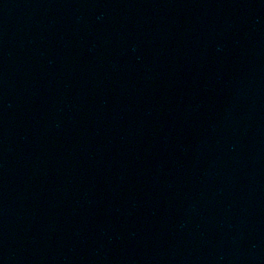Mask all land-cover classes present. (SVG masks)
Returning a JSON list of instances; mask_svg holds the SVG:
<instances>
[{"label":"water","instance_id":"obj_1","mask_svg":"<svg viewBox=\"0 0 264 264\" xmlns=\"http://www.w3.org/2000/svg\"><path fill=\"white\" fill-rule=\"evenodd\" d=\"M0 264H264V0H0Z\"/></svg>","mask_w":264,"mask_h":264}]
</instances>
